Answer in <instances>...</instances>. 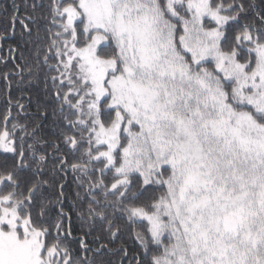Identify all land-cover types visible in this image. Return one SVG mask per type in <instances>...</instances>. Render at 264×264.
<instances>
[{"label": "snow or ice", "instance_id": "obj_1", "mask_svg": "<svg viewBox=\"0 0 264 264\" xmlns=\"http://www.w3.org/2000/svg\"><path fill=\"white\" fill-rule=\"evenodd\" d=\"M28 7L0 31V264H264V0Z\"/></svg>", "mask_w": 264, "mask_h": 264}, {"label": "trees", "instance_id": "obj_2", "mask_svg": "<svg viewBox=\"0 0 264 264\" xmlns=\"http://www.w3.org/2000/svg\"><path fill=\"white\" fill-rule=\"evenodd\" d=\"M34 0H0V31H3L7 28H9L10 26V17L17 14L13 8V5H18L19 6V16L21 18H23L26 15H31L32 11L30 9V7H28V5H30L31 3H33ZM37 2H42V3H47V0H37ZM27 22V21H26ZM31 27H33V39L36 36V26L30 25ZM16 33H15V37L14 39L8 41L3 49H0V56H5L7 57L9 55L8 51H7V44L11 43V44H16L17 42L23 43V41L21 40V33L23 32V29L19 23V21H17L16 25ZM40 36H41V40L38 41V43L43 46L44 44L47 43V33H45L44 31V22L41 21L40 25ZM25 39H27V36L25 34ZM21 51L24 52L25 56L29 57V59H31V56L29 54V49L28 48H23L21 49ZM12 55H16L15 53H13ZM20 63V57L17 55L15 61H13L12 59H8L7 61V68L4 66V64H0V73H3L4 71H7L8 69H12L14 67L15 64H19ZM19 92L16 89L12 90V96L13 98H16L19 96ZM4 96H5V83L3 81L2 78H0V116H3L4 111H5V100H4ZM22 103H26L27 101H21ZM15 109H13V113H15ZM14 162V156L11 153H4L2 151H0V171L5 170L6 168H10L11 165ZM22 179H30V174L29 173H24L22 174ZM72 181V176L69 175L68 177V182L71 184ZM69 191H71V188H69ZM68 211H70L72 213V221H71V227L73 229L72 235L73 236H80L83 234V230L81 228V222L77 219L76 216V212L78 211V209H66ZM67 223V222H66ZM86 239H91V238H86ZM73 247L76 248L78 247V243H73ZM103 259L107 260H115L117 259V257L115 256H111L109 255H105L103 257Z\"/></svg>", "mask_w": 264, "mask_h": 264}]
</instances>
